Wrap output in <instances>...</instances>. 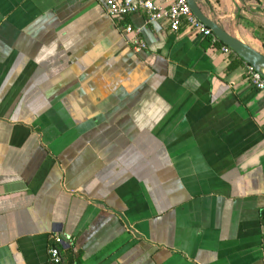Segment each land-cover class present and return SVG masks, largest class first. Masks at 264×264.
I'll list each match as a JSON object with an SVG mask.
<instances>
[{
  "label": "crops",
  "instance_id": "crops-1",
  "mask_svg": "<svg viewBox=\"0 0 264 264\" xmlns=\"http://www.w3.org/2000/svg\"><path fill=\"white\" fill-rule=\"evenodd\" d=\"M195 2L264 55V0ZM223 46L0 0V264H53L56 235L59 264H264V91Z\"/></svg>",
  "mask_w": 264,
  "mask_h": 264
},
{
  "label": "built area",
  "instance_id": "built-area-1",
  "mask_svg": "<svg viewBox=\"0 0 264 264\" xmlns=\"http://www.w3.org/2000/svg\"><path fill=\"white\" fill-rule=\"evenodd\" d=\"M161 1V4H157ZM107 15L114 21H120L125 16L134 14L139 10L145 11L149 22L165 20L172 32H178L181 24L184 22L190 31L199 36L210 37L214 42L217 38L211 30L199 22L188 7L186 0H106ZM125 34L138 33L131 26L124 27ZM136 49L144 48V43L136 39L133 41ZM222 52L231 53V50L223 46ZM246 77L249 85L256 90L264 91V78L252 66L246 64ZM56 246L50 247L48 255L53 264H59L61 260L58 246L63 243L62 237L56 235L53 238Z\"/></svg>",
  "mask_w": 264,
  "mask_h": 264
},
{
  "label": "water",
  "instance_id": "water-1",
  "mask_svg": "<svg viewBox=\"0 0 264 264\" xmlns=\"http://www.w3.org/2000/svg\"><path fill=\"white\" fill-rule=\"evenodd\" d=\"M188 7L190 8L196 19L211 30L213 35L223 45L228 47L233 53H235L240 59H242L247 65L252 66L257 72H259L264 78V55L254 51L241 41L227 34L224 30L219 28L214 22L209 20L203 15L197 6L195 0H186ZM63 241H66L64 237Z\"/></svg>",
  "mask_w": 264,
  "mask_h": 264
},
{
  "label": "trees",
  "instance_id": "trees-1",
  "mask_svg": "<svg viewBox=\"0 0 264 264\" xmlns=\"http://www.w3.org/2000/svg\"><path fill=\"white\" fill-rule=\"evenodd\" d=\"M128 16H130V15H127V16H125L122 20H120V21H124ZM120 21H117V22H120Z\"/></svg>",
  "mask_w": 264,
  "mask_h": 264
}]
</instances>
